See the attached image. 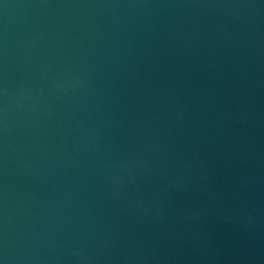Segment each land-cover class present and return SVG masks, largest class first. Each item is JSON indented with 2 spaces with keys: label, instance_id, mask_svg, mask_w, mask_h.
<instances>
[{
  "label": "water",
  "instance_id": "95a60500",
  "mask_svg": "<svg viewBox=\"0 0 264 264\" xmlns=\"http://www.w3.org/2000/svg\"><path fill=\"white\" fill-rule=\"evenodd\" d=\"M0 264H264V0H0Z\"/></svg>",
  "mask_w": 264,
  "mask_h": 264
}]
</instances>
